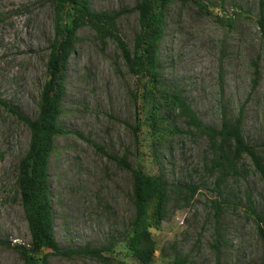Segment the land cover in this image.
I'll return each instance as SVG.
<instances>
[{
    "label": "rangeland",
    "instance_id": "1",
    "mask_svg": "<svg viewBox=\"0 0 264 264\" xmlns=\"http://www.w3.org/2000/svg\"><path fill=\"white\" fill-rule=\"evenodd\" d=\"M138 0H91L94 11L130 9ZM260 0H172L161 45L163 80L186 99L199 120L218 128L223 112L235 119L243 106L241 131L256 146L264 163V38L255 19ZM264 16V0H263ZM53 10L48 0H0V100L32 120L44 83ZM121 37L132 45L137 14L118 21ZM67 65L62 126L82 135L55 140L48 174L54 232L60 248H105L110 260L88 256H52L48 264H136L119 242L133 216L131 175L110 155L127 153L149 174L151 130L138 99L132 101L135 80L111 39L101 44L94 32H78ZM255 64L259 81L253 88ZM174 126L186 130L166 138L159 148L161 170L171 186H196L187 206H173L183 193L171 191L170 212L155 232L157 251L152 264H263V249L250 214V203L264 216V188L250 159L243 156L239 177L217 187L207 139L187 130L183 119ZM30 133L0 104V240L28 244L29 233L19 196L16 167L25 154ZM91 141V142H90ZM158 170V169H157ZM216 204V206H215ZM50 250H46L48 252ZM0 264H23L13 248L0 246Z\"/></svg>",
    "mask_w": 264,
    "mask_h": 264
},
{
    "label": "trees",
    "instance_id": "2",
    "mask_svg": "<svg viewBox=\"0 0 264 264\" xmlns=\"http://www.w3.org/2000/svg\"><path fill=\"white\" fill-rule=\"evenodd\" d=\"M179 1L182 4L191 2L203 8L201 0ZM48 2L53 10V39L48 47L49 54L37 114L30 120L0 100V104L24 123L30 133L27 150L16 167L14 185L30 240L28 244L14 245L9 241L0 240V246L13 248L23 264H48L52 256L71 258L74 255L108 261L110 258L103 253L107 251L112 253L114 250L112 244L97 249L88 246L77 249L60 248L54 232L48 169L51 157L55 153L57 137L75 134L83 138L81 134L65 129L60 119L63 113L67 65L79 39L78 32L84 28L93 31L101 44L107 39L113 40L127 73L135 80V90L131 92L132 101L137 109L139 97L147 105V108L143 109L141 106V109L148 112L145 118L151 130V157L158 170L149 174L141 164L132 165L127 153L118 157L106 153L100 145H94L98 151L112 160L118 169L126 170L131 175L133 216L119 242L136 264H152L155 258L157 243L154 234L160 230L161 223L170 212L171 191L176 190L180 193L186 191L182 200L173 205L176 209L187 206L197 189L193 185L171 186L164 173L160 171L161 144L166 138L186 132L174 126L176 119H183L187 130L207 139L212 152L211 169H217V187H220L228 177L236 178L242 174L239 163L243 156H247L264 188V163L257 153L256 146L246 143L241 131L243 106L240 107L235 119H229L223 112L218 128L207 126L199 120L179 91L171 88L163 80L161 45L172 0H138L133 8L110 11H94L91 0ZM132 12L137 14L138 30L133 35L132 45L129 47L121 37L118 21ZM255 22L264 38L263 0L259 2ZM258 81L259 69L255 64L253 88L257 86ZM249 209L255 219L256 233L264 253V216L255 210L252 203ZM174 264H187V259L175 260Z\"/></svg>",
    "mask_w": 264,
    "mask_h": 264
}]
</instances>
